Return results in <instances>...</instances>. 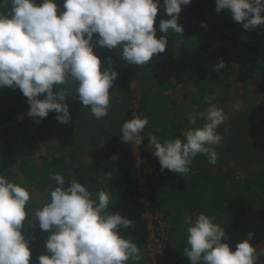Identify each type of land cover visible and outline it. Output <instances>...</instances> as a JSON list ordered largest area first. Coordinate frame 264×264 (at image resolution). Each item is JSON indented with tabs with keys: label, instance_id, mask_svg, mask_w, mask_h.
<instances>
[{
	"label": "clouds",
	"instance_id": "9594fccd",
	"mask_svg": "<svg viewBox=\"0 0 264 264\" xmlns=\"http://www.w3.org/2000/svg\"><path fill=\"white\" fill-rule=\"evenodd\" d=\"M216 13L228 12L244 31L264 27V0H215ZM10 4L8 13H0V88L19 89L27 98V113L36 123L56 113L61 124L72 120L63 91L56 86L69 80L78 85L76 93L85 108L101 119L108 115L110 89L119 73L112 68L101 71V59L94 54L96 45L122 49L129 64L146 65L166 50V35L157 38L154 26L161 10L168 19L159 23V32L184 33L179 24L182 7L192 0H64L59 10L56 0H3ZM162 5V6H161ZM98 38L93 43L94 35ZM111 60H109V64ZM225 67L219 60L216 70ZM54 89H56L54 91ZM46 94L44 99L38 97ZM207 109L202 127L183 132L179 138L161 143L154 134L149 142L154 147L162 170L178 175L190 172L198 154H205L210 164L217 161L214 146L223 137L217 129L225 115L216 105ZM197 124L195 116L189 118ZM149 124L147 117H135L122 126V141L139 146L141 133ZM58 187L50 192L51 202L35 212L41 231L51 232L46 249L52 255H41L39 264H139L142 255L132 240L121 235V228L133 221L108 211L110 197L99 191L97 200L76 180L65 187V179L53 173ZM30 192L0 175V264H30L29 241L22 235L28 220L26 205ZM187 246L185 256L190 264H256V249L250 244L254 233L231 247L225 231L205 214L185 218Z\"/></svg>",
	"mask_w": 264,
	"mask_h": 264
},
{
	"label": "rangeland",
	"instance_id": "374dc122",
	"mask_svg": "<svg viewBox=\"0 0 264 264\" xmlns=\"http://www.w3.org/2000/svg\"><path fill=\"white\" fill-rule=\"evenodd\" d=\"M37 3L39 5L42 1L37 0ZM59 10L64 11L62 8ZM94 54L101 59V71L114 69L112 62L109 64L106 48L96 45ZM199 86H159L146 70H142L134 82L137 103L129 108L142 109L144 117L149 119V135H156L161 143L175 138L186 142L183 132L204 125L210 107L206 97L226 117L217 129L223 139L220 145L214 146L216 163L210 164L207 155L198 154L188 174H176L185 186L184 194L172 198V204L165 212L147 214L150 237L147 247L141 252L139 264H190L184 252L188 236L185 218L188 216L195 217L202 213L222 226L228 220L226 211L230 199L245 198L257 206H264V115L259 110L260 100L264 96V79L244 84L233 74L220 84ZM77 87V83L72 80L56 86L57 90L65 94L71 122H59L56 131L43 143L36 155L28 158L25 168L19 166L13 172L3 174L11 183H28L26 187L23 186L30 192L26 212L28 220L34 221L35 226L26 222L22 235L29 241L32 253L30 264H39L41 255H52L46 249V241L51 232L41 231L39 221L35 220V212L49 203L52 184L44 181L45 171L36 168L40 166L41 157L47 154L48 149L57 157L73 156L78 162L88 165L92 175L102 183L101 191L109 195L111 203L108 190L110 167L104 157L103 142L105 134L121 127L122 106L116 90L111 88L108 115L97 119L90 108H85L79 101ZM15 90L7 86L0 88L1 108L8 104L5 99ZM192 116L197 119L195 126L189 122ZM144 175L145 172L139 167L140 190L143 199L147 201ZM191 208L193 212L189 214ZM256 254V264H264V242L256 248Z\"/></svg>",
	"mask_w": 264,
	"mask_h": 264
},
{
	"label": "trees",
	"instance_id": "16d2710c",
	"mask_svg": "<svg viewBox=\"0 0 264 264\" xmlns=\"http://www.w3.org/2000/svg\"><path fill=\"white\" fill-rule=\"evenodd\" d=\"M56 2L59 9H63L64 0ZM216 7L215 0H192L189 6L182 7L179 24L184 33L171 29L167 34L160 33L159 23L168 17L164 16L162 10L158 12L154 25L157 38L166 35L168 43L165 52L154 56L146 65L129 64L123 59L121 48H106L114 70L119 73L113 87L122 106L121 127L105 134L103 142L104 157L110 167L108 190L111 203L108 211L133 221L132 227L121 228L120 232L124 238L136 243L140 252L149 243L147 214L165 212L172 204V198L184 194L185 187L176 173L162 170L158 158L153 156L154 147L149 142L148 125L141 133V145L122 141L123 124L135 117L144 118L141 108H129L137 103L133 85L141 71L146 70L159 86L167 87L217 85L233 74L244 84L264 79V27L244 31L241 25L233 22L228 12L216 13ZM9 11L10 4L5 5L0 0V13ZM97 36L95 34L94 39ZM220 59L224 60L225 67L217 71ZM45 96L43 94L38 98L44 99ZM5 100L8 104L4 108L0 106V175L13 172L19 166L25 168L28 158L36 155L59 126L55 112H50L39 123L29 117L30 105L18 88ZM259 106L264 115V96ZM39 165L37 170L46 174L44 181L52 184L50 192L58 187L53 173L64 177L65 187L72 180L81 183L94 200L102 189V183L92 175V169L73 156L57 157L48 149ZM139 167L145 172L147 201L140 190ZM27 184L20 183V186L26 187ZM262 195L264 197V189ZM48 201L51 202L50 196ZM191 212L192 208L189 214ZM226 212L227 223L221 226L228 237L224 242L235 248L237 243L248 238V233H254L249 242L255 249L264 242V206H257L245 198H236L228 201Z\"/></svg>",
	"mask_w": 264,
	"mask_h": 264
}]
</instances>
